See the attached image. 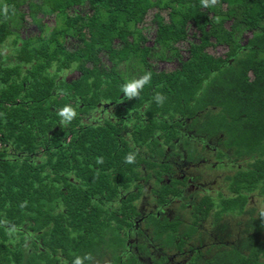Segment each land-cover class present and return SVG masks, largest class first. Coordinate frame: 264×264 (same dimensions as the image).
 <instances>
[{"label":"trees","instance_id":"1","mask_svg":"<svg viewBox=\"0 0 264 264\" xmlns=\"http://www.w3.org/2000/svg\"><path fill=\"white\" fill-rule=\"evenodd\" d=\"M0 44V264L122 247L141 166L162 171L183 117L237 161L201 216L264 195V0H0ZM243 231L203 264H264V207Z\"/></svg>","mask_w":264,"mask_h":264},{"label":"flooded vegetation","instance_id":"2","mask_svg":"<svg viewBox=\"0 0 264 264\" xmlns=\"http://www.w3.org/2000/svg\"><path fill=\"white\" fill-rule=\"evenodd\" d=\"M7 56L10 46L0 44V64ZM189 124L193 126L190 117L181 118L174 146L164 145L163 153L153 157L164 166L162 171L141 166L136 180V213L122 247L115 251L104 248L87 264H115L111 262L113 254L120 257L119 264H126V256L132 257V264H203L217 249L235 244L244 233V220L254 194H249L241 214H223L216 219L212 208L204 216L196 209L203 195L226 193L225 175L231 173L237 161L231 160L228 152L218 153L216 136L199 134ZM165 185L171 190L162 195L161 187ZM237 216L242 217L238 228L231 221L236 222ZM149 217L174 223L175 227L155 231Z\"/></svg>","mask_w":264,"mask_h":264},{"label":"clouds","instance_id":"3","mask_svg":"<svg viewBox=\"0 0 264 264\" xmlns=\"http://www.w3.org/2000/svg\"><path fill=\"white\" fill-rule=\"evenodd\" d=\"M212 3L215 4L216 0H212ZM205 6H207V4L205 3ZM151 79V74L150 73H146L143 77H141L139 80L137 81H133L127 85L124 86V91L126 93L127 96L129 97H134L138 94V89L142 88V86L146 83H148ZM163 97L159 94H157V102L158 103H162L163 102ZM64 112H67V108L62 110V114ZM76 264H80V261L77 260Z\"/></svg>","mask_w":264,"mask_h":264},{"label":"rangeland","instance_id":"4","mask_svg":"<svg viewBox=\"0 0 264 264\" xmlns=\"http://www.w3.org/2000/svg\"><path fill=\"white\" fill-rule=\"evenodd\" d=\"M250 202H251L250 206H252V208L264 207V195L262 196L252 195ZM241 218H242L241 216H237L236 222L233 219L231 220L232 223L236 224L235 225L236 228H238L239 226L238 222H240Z\"/></svg>","mask_w":264,"mask_h":264}]
</instances>
